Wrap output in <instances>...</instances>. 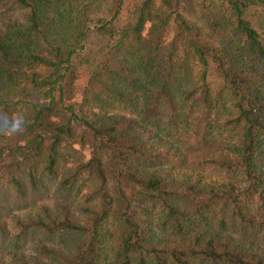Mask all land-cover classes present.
<instances>
[{
    "label": "trees",
    "instance_id": "obj_1",
    "mask_svg": "<svg viewBox=\"0 0 264 264\" xmlns=\"http://www.w3.org/2000/svg\"><path fill=\"white\" fill-rule=\"evenodd\" d=\"M0 264H264V0H0Z\"/></svg>",
    "mask_w": 264,
    "mask_h": 264
},
{
    "label": "rangeland",
    "instance_id": "obj_2",
    "mask_svg": "<svg viewBox=\"0 0 264 264\" xmlns=\"http://www.w3.org/2000/svg\"><path fill=\"white\" fill-rule=\"evenodd\" d=\"M24 10L18 6L11 5L10 8H5L0 12V24L9 19H21Z\"/></svg>",
    "mask_w": 264,
    "mask_h": 264
}]
</instances>
